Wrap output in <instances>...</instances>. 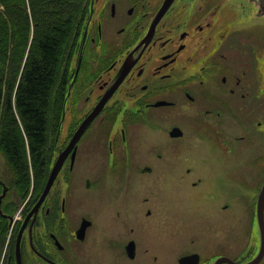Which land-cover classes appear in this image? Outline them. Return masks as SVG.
Masks as SVG:
<instances>
[{
  "label": "flooded vegetation",
  "instance_id": "flooded-vegetation-1",
  "mask_svg": "<svg viewBox=\"0 0 264 264\" xmlns=\"http://www.w3.org/2000/svg\"><path fill=\"white\" fill-rule=\"evenodd\" d=\"M74 28L22 264L25 233L26 264H264V0H86Z\"/></svg>",
  "mask_w": 264,
  "mask_h": 264
},
{
  "label": "trees",
  "instance_id": "trees-1",
  "mask_svg": "<svg viewBox=\"0 0 264 264\" xmlns=\"http://www.w3.org/2000/svg\"><path fill=\"white\" fill-rule=\"evenodd\" d=\"M85 1L0 0V154L6 175L0 179L18 198L26 194L31 168L35 174L43 170L45 142L59 124L50 114L63 105L58 80L65 82ZM5 198L1 212L11 215ZM8 227V216L0 213V262Z\"/></svg>",
  "mask_w": 264,
  "mask_h": 264
},
{
  "label": "rangeland",
  "instance_id": "rangeland-1",
  "mask_svg": "<svg viewBox=\"0 0 264 264\" xmlns=\"http://www.w3.org/2000/svg\"><path fill=\"white\" fill-rule=\"evenodd\" d=\"M70 71V70H69ZM61 79V78H60ZM60 79L58 80V84L60 85ZM69 81V80H68ZM65 107V117L63 122L61 123V121H59V118L61 119V109L59 108V110L57 112H54L52 110L51 114H50V120L52 121V123L55 122H59L58 126H60L62 128L61 132H60V138H65L66 135L68 134V131L71 129V125L72 122L74 121V109L71 106V102L70 100L67 101V103L62 108ZM55 130L52 129L50 130V135L51 137L55 136ZM5 169V160L2 157V155L0 154V177L4 178L6 175L3 174ZM30 171H33V169L31 168ZM17 196L14 195V192H10V194H8V196L5 198L4 202L9 203V208L7 210H9V213L13 216V218L15 219L14 224L10 227H8V232H7V247L5 248L4 252H3V257L1 259L0 264H15V239H16V235L18 233V230L20 228L21 225V219L18 220L19 217L23 218L25 209H26V194L22 197V198H16ZM18 199V201H17ZM12 202V203H11ZM16 205V207L14 208L13 205ZM4 208L6 209V205L4 206ZM9 221V220H8ZM22 252H23V260H24V264H26V260L29 257V252L26 250V233L24 234V238H23V243H22ZM30 261V260H28ZM35 264H43L42 261H39L38 259H35Z\"/></svg>",
  "mask_w": 264,
  "mask_h": 264
},
{
  "label": "water",
  "instance_id": "water-1",
  "mask_svg": "<svg viewBox=\"0 0 264 264\" xmlns=\"http://www.w3.org/2000/svg\"><path fill=\"white\" fill-rule=\"evenodd\" d=\"M125 72H126V69L124 67L123 70L121 71V74L114 81V84L110 87V89L107 90V92L104 94V96L102 97V99L100 100V102L96 105V107L92 110V112L86 118H84V120L80 124L79 128L77 129V131L71 137V139H70V141H69L66 149L59 154L58 158L56 159V161L53 164V167L51 169L52 172H51V175L49 177L48 184H47L44 192L42 193L40 199L38 200V202L35 204V206L31 210L30 214H33V213L36 212V210L38 209L39 204L41 203L42 199L44 198L45 194L47 193V191L49 189V186L51 184V181L53 180V178L55 177V175L57 174V172L60 170L61 165H62V162H63L66 154L70 150L71 146L80 137L81 133L88 126V124L94 118V116L99 112V110L101 109V107L105 103L106 99L110 96V94L113 92L114 88L122 80L123 76L125 75ZM4 193H5V191L2 192V194L0 196V201H1V198L4 195ZM9 220H10V224H12L13 223V218L12 217H9ZM25 221L23 222L22 226L20 227L19 232H18L17 237H16V243H15V260H16V264H22L21 256H20V240H21L22 230L24 228ZM261 221H262V218L260 217V221H259L260 227H261ZM261 231H262V241L264 242L263 228H262ZM260 258H261V251L259 252V254L254 259H252L250 262L245 263V264H256L259 261ZM233 264H236V263H233Z\"/></svg>",
  "mask_w": 264,
  "mask_h": 264
}]
</instances>
